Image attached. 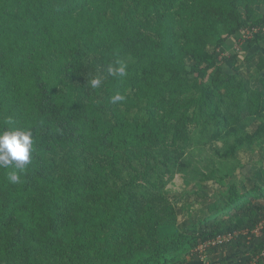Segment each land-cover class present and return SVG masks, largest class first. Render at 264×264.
<instances>
[{
  "label": "trees",
  "instance_id": "1",
  "mask_svg": "<svg viewBox=\"0 0 264 264\" xmlns=\"http://www.w3.org/2000/svg\"><path fill=\"white\" fill-rule=\"evenodd\" d=\"M263 7L0 0V129L11 118L34 142L19 184L0 169V264H184L251 245L235 264H264L255 232L264 182L241 195L230 187L226 212L186 230L169 197L170 183L210 143L223 147L205 167L245 145L264 147V93L218 54L242 31L258 29L247 43L260 42ZM118 57L128 64L124 77L108 73ZM116 94L124 99L113 103ZM253 116L257 128L243 130ZM218 171L195 173L204 181Z\"/></svg>",
  "mask_w": 264,
  "mask_h": 264
},
{
  "label": "rangeland",
  "instance_id": "2",
  "mask_svg": "<svg viewBox=\"0 0 264 264\" xmlns=\"http://www.w3.org/2000/svg\"><path fill=\"white\" fill-rule=\"evenodd\" d=\"M264 7L261 9L264 14ZM253 39V38H251ZM247 37L241 34L227 40L219 55L220 61L228 58L225 69L236 71L239 78H244L248 87L259 88L264 93V36L258 44L257 51L248 46ZM263 43V44H262ZM234 60L229 56H237ZM258 66H263L259 71ZM256 117H246L242 123L243 130L253 132L258 126ZM221 141H214L202 152L195 151L190 158V166L186 175L179 174L169 185V197L179 215V228L186 230L198 224L205 218H211L226 212L228 189L234 187L239 195L253 188L255 184L264 182V147L259 142L245 145L237 151L236 156L221 164L205 167L212 158L218 161L215 151L222 148ZM221 165V166H220ZM218 167V177L202 181L196 170L209 174ZM221 169V172H220ZM220 176V177H219ZM259 241H264V223L257 227ZM254 245L243 248L237 255L231 251L202 255L198 259L188 258L184 264H235L244 262L251 255Z\"/></svg>",
  "mask_w": 264,
  "mask_h": 264
},
{
  "label": "clouds",
  "instance_id": "3",
  "mask_svg": "<svg viewBox=\"0 0 264 264\" xmlns=\"http://www.w3.org/2000/svg\"><path fill=\"white\" fill-rule=\"evenodd\" d=\"M115 66H109L108 73L114 77H124L127 75L128 64L122 58H117ZM102 84V79L97 77L91 80V86L97 88ZM124 97L116 94L112 97V102L122 101ZM7 127L0 129V169L7 172V180L11 184H19L21 176L25 174L27 166L31 162V152L33 150V133L23 126H16L15 122L9 118Z\"/></svg>",
  "mask_w": 264,
  "mask_h": 264
},
{
  "label": "built area",
  "instance_id": "4",
  "mask_svg": "<svg viewBox=\"0 0 264 264\" xmlns=\"http://www.w3.org/2000/svg\"><path fill=\"white\" fill-rule=\"evenodd\" d=\"M257 33H258V29L254 28L253 30H246V31H242L241 32V35L243 37H247L248 39H251V38H254L257 36ZM223 49V48H222ZM221 50V49H220ZM219 50L218 54L220 55L222 52ZM257 229H256V234H257ZM230 237H219L218 240L216 241L217 243H221V242H224V241H227L229 240ZM214 242V243H216Z\"/></svg>",
  "mask_w": 264,
  "mask_h": 264
},
{
  "label": "crops",
  "instance_id": "5",
  "mask_svg": "<svg viewBox=\"0 0 264 264\" xmlns=\"http://www.w3.org/2000/svg\"><path fill=\"white\" fill-rule=\"evenodd\" d=\"M263 11H264V10H263ZM263 36H264V34H263ZM262 44H263V43H262ZM263 45H264V44H263ZM258 47H259V46H252L251 48H253L254 51H257Z\"/></svg>",
  "mask_w": 264,
  "mask_h": 264
}]
</instances>
